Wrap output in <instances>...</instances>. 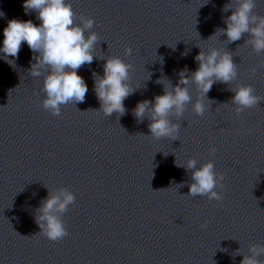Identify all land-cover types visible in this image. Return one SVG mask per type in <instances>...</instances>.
I'll list each match as a JSON object with an SVG mask.
<instances>
[{
	"label": "clouds",
	"instance_id": "1",
	"mask_svg": "<svg viewBox=\"0 0 264 264\" xmlns=\"http://www.w3.org/2000/svg\"><path fill=\"white\" fill-rule=\"evenodd\" d=\"M23 7L26 13L29 10L37 13L40 25H35L31 20H9L7 27L3 29V47L0 48V52L4 53V59L10 65L14 64V60L7 58L18 57L23 42H26L33 53H39L38 56H33L35 63L31 65L29 74L38 77L47 72L42 89L46 93V98L42 101V107L53 115H59L61 105L83 102L88 91L77 70L93 61L92 49L98 36L95 32H90L86 38L85 31L93 27L94 20L80 15V24H76V14L66 0H24ZM255 7L254 0H234V3L225 4L222 11L227 12L231 9L232 14L223 21L226 28L217 29L214 35H226L228 42L232 43L248 33L250 38L247 43L252 45L254 51L257 53L264 51V16L254 14ZM3 15L4 13L0 12V16ZM125 53L131 54V49L126 48ZM195 60L198 67L191 77L185 75L188 71L185 68L179 73L180 78L175 87L171 84L164 86L162 95L155 96L153 101L138 102L134 108L133 113L138 123L147 114L150 121L148 127L153 139H177L179 125L173 123L170 117L181 116L185 111V105L191 102L187 87L190 82L195 84L200 96L193 104V110L197 115H203L206 108L203 100L213 84L216 82L229 84L237 77L236 65L230 52H221L216 48L209 49L207 53L201 50ZM131 67L119 57L113 56L106 60L102 77H97L93 73L94 90L100 102V111L106 116H111L114 112L120 115L125 113L124 100L134 91L127 83ZM255 71L253 68L252 73L255 74ZM230 91L234 93L232 104L237 106V115L245 109L257 106L264 99L255 95L250 85L240 84ZM209 151L215 152L216 149L211 148ZM180 166L177 164V167ZM183 166L186 170H193L192 183L188 185L187 195L206 196L209 200L217 201L223 199L215 189L218 180L222 181L224 176L215 172L212 161L197 168L196 160L189 159ZM219 186L223 188L222 183ZM74 201L75 195L67 189L50 193L37 210L36 223L40 227L39 234L54 242L66 237L68 232L61 217ZM206 226L201 225L202 228ZM250 252L252 255L243 256L240 264H261L256 257L264 254V246L253 245Z\"/></svg>",
	"mask_w": 264,
	"mask_h": 264
}]
</instances>
